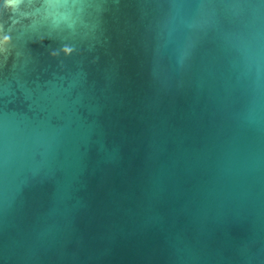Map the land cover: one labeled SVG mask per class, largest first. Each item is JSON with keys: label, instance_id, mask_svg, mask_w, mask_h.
Masks as SVG:
<instances>
[{"label": "water", "instance_id": "obj_1", "mask_svg": "<svg viewBox=\"0 0 264 264\" xmlns=\"http://www.w3.org/2000/svg\"><path fill=\"white\" fill-rule=\"evenodd\" d=\"M0 264H264V0H0Z\"/></svg>", "mask_w": 264, "mask_h": 264}]
</instances>
